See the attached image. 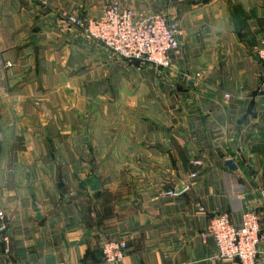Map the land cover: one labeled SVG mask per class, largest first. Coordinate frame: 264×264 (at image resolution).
<instances>
[{
  "label": "crops",
  "instance_id": "obj_1",
  "mask_svg": "<svg viewBox=\"0 0 264 264\" xmlns=\"http://www.w3.org/2000/svg\"><path fill=\"white\" fill-rule=\"evenodd\" d=\"M114 1L175 26L167 69L59 21ZM262 40L264 0H0V264H235L206 229L247 211L264 264Z\"/></svg>",
  "mask_w": 264,
  "mask_h": 264
},
{
  "label": "built area",
  "instance_id": "obj_2",
  "mask_svg": "<svg viewBox=\"0 0 264 264\" xmlns=\"http://www.w3.org/2000/svg\"><path fill=\"white\" fill-rule=\"evenodd\" d=\"M59 21L102 44L115 58L139 61L163 70L169 67L168 50L177 43V30L165 15H137L132 8L120 5L118 1L105 5L98 18L86 20L66 12L61 13ZM254 50L264 66V40ZM176 192V189L168 188L163 194L168 196ZM206 230L213 240L217 259L234 261L235 264H259L257 255L262 235L255 212L244 213L239 225L232 223L228 213L217 212L210 217ZM126 247L124 239H106L100 247L104 262L120 261Z\"/></svg>",
  "mask_w": 264,
  "mask_h": 264
},
{
  "label": "water",
  "instance_id": "obj_3",
  "mask_svg": "<svg viewBox=\"0 0 264 264\" xmlns=\"http://www.w3.org/2000/svg\"><path fill=\"white\" fill-rule=\"evenodd\" d=\"M225 163L228 165L229 169H234L236 167V165L233 164L231 160H226Z\"/></svg>",
  "mask_w": 264,
  "mask_h": 264
}]
</instances>
